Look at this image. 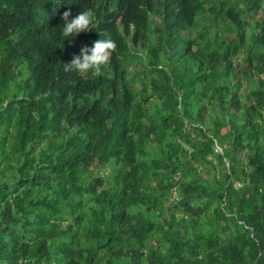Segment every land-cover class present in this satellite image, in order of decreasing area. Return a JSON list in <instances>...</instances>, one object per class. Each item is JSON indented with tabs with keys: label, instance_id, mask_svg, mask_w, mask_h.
<instances>
[{
	"label": "trees",
	"instance_id": "trees-1",
	"mask_svg": "<svg viewBox=\"0 0 264 264\" xmlns=\"http://www.w3.org/2000/svg\"><path fill=\"white\" fill-rule=\"evenodd\" d=\"M0 264H264V0H0Z\"/></svg>",
	"mask_w": 264,
	"mask_h": 264
},
{
	"label": "clouds",
	"instance_id": "clouds-1",
	"mask_svg": "<svg viewBox=\"0 0 264 264\" xmlns=\"http://www.w3.org/2000/svg\"><path fill=\"white\" fill-rule=\"evenodd\" d=\"M71 11L63 12L61 19V35L64 37L77 36L80 33L91 31L96 23V16L92 10L79 12L74 18L69 19ZM116 43L112 39H97L91 47L82 46L80 53L74 54L72 60L64 65L65 71L75 72L81 76L92 73L101 75L102 68L110 62V58L116 49Z\"/></svg>",
	"mask_w": 264,
	"mask_h": 264
},
{
	"label": "rangeland",
	"instance_id": "rangeland-1",
	"mask_svg": "<svg viewBox=\"0 0 264 264\" xmlns=\"http://www.w3.org/2000/svg\"><path fill=\"white\" fill-rule=\"evenodd\" d=\"M260 16H263V12H261L260 14H258V17H260Z\"/></svg>",
	"mask_w": 264,
	"mask_h": 264
}]
</instances>
